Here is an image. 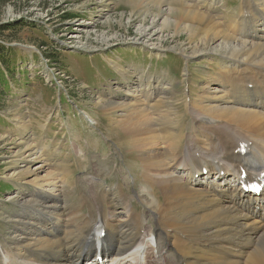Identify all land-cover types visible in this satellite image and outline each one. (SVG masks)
Masks as SVG:
<instances>
[{
  "label": "bare ground",
  "instance_id": "6f19581e",
  "mask_svg": "<svg viewBox=\"0 0 264 264\" xmlns=\"http://www.w3.org/2000/svg\"><path fill=\"white\" fill-rule=\"evenodd\" d=\"M177 1L124 0L152 12V27H140L150 41L167 28L186 34L178 50L206 59L209 73L176 98L138 96L129 82L121 102L102 108L145 213L124 200L123 184L99 196L92 178L67 210L57 174L26 141L8 176L30 191L0 219V264H95L98 250L108 264H264V194L241 185L264 184V0ZM149 47L159 58L163 49Z\"/></svg>",
  "mask_w": 264,
  "mask_h": 264
},
{
  "label": "rangeland",
  "instance_id": "374dc122",
  "mask_svg": "<svg viewBox=\"0 0 264 264\" xmlns=\"http://www.w3.org/2000/svg\"><path fill=\"white\" fill-rule=\"evenodd\" d=\"M231 3L229 9L238 0ZM142 9L133 11L124 0H0V47L6 52L13 49L5 54L9 71L0 62L6 74L0 86L2 221L21 193L30 191L8 176L15 167L11 163L15 152L26 141L34 151L41 150L46 170L57 174L67 196L63 197L67 210L92 190L87 183L92 178L99 196L100 189L123 184L124 200L137 206L136 212L145 213L136 194L140 185L107 130L102 108L111 101L121 102L129 82L139 90L138 96L144 88L161 97L184 96L188 85L193 88L192 83L202 81L210 67L206 59L186 60L180 53L184 33L174 36L167 28L160 39L155 35L150 41L140 27H152L153 14ZM159 23L151 31L158 33ZM82 28L88 33H79ZM153 44L163 49L159 58L149 47ZM23 124L26 127L21 130ZM35 167L30 164L31 169ZM82 206L88 214L87 204ZM150 224L146 216L144 225ZM83 261L77 264H86Z\"/></svg>",
  "mask_w": 264,
  "mask_h": 264
},
{
  "label": "trees",
  "instance_id": "16d2710c",
  "mask_svg": "<svg viewBox=\"0 0 264 264\" xmlns=\"http://www.w3.org/2000/svg\"><path fill=\"white\" fill-rule=\"evenodd\" d=\"M9 51L6 52L5 50H3V48L0 47V62H2L1 66H4L5 69L7 71H9L10 69V59L7 58V55H5L6 53L9 54V52L13 49H8ZM6 78V74L4 72H1L0 70V86L4 84V80Z\"/></svg>",
  "mask_w": 264,
  "mask_h": 264
}]
</instances>
